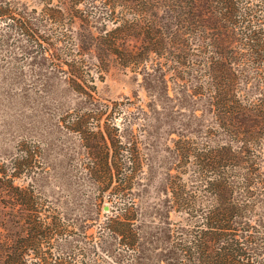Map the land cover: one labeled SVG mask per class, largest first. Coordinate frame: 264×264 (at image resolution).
Instances as JSON below:
<instances>
[{
	"label": "rangeland",
	"instance_id": "rangeland-1",
	"mask_svg": "<svg viewBox=\"0 0 264 264\" xmlns=\"http://www.w3.org/2000/svg\"><path fill=\"white\" fill-rule=\"evenodd\" d=\"M149 2L10 0L11 10L32 15L37 36L0 15V168L10 174L16 163L12 183L31 185L50 202L65 227V253L87 264H166L173 229L183 223L165 191L173 140L202 137L210 125L204 84L197 93L198 67L189 65L207 54L212 36L183 42L153 34L143 18L128 36H115L123 37L118 54H130L123 65L111 36L102 35L113 24L96 8L127 6L135 18L141 13L132 9ZM68 58L80 61V86L67 78ZM117 164L132 173L119 191L112 188ZM8 213L0 202V242L22 230ZM108 218L132 224L130 237L112 235L103 227Z\"/></svg>",
	"mask_w": 264,
	"mask_h": 264
},
{
	"label": "trees",
	"instance_id": "trees-1",
	"mask_svg": "<svg viewBox=\"0 0 264 264\" xmlns=\"http://www.w3.org/2000/svg\"><path fill=\"white\" fill-rule=\"evenodd\" d=\"M149 1L144 10L132 9L141 13L135 18L126 16L127 6L96 8L113 24L102 35L111 36L112 53L123 65L130 54L125 49L118 54V39L143 18L153 34L212 36L207 54H197L189 65L198 67L197 93L204 84L210 125L202 137L180 134L173 140L176 162L165 177L168 208L183 216L173 229L166 264H264V0ZM10 7V0H0V15H10L21 33L24 29L37 36L30 28L32 15ZM216 36L227 40L221 44ZM68 59L67 78L80 86V61ZM118 164L115 191L127 187L132 174L121 173ZM9 165L10 174L0 168V202L22 230L0 242V264H87L65 253V227L53 215L54 208L31 185L13 184L17 166L14 161ZM111 173L108 167L109 179ZM103 227L125 239L133 230L132 224L111 218Z\"/></svg>",
	"mask_w": 264,
	"mask_h": 264
},
{
	"label": "water",
	"instance_id": "water-1",
	"mask_svg": "<svg viewBox=\"0 0 264 264\" xmlns=\"http://www.w3.org/2000/svg\"><path fill=\"white\" fill-rule=\"evenodd\" d=\"M103 208L105 209V208H106V206H103Z\"/></svg>",
	"mask_w": 264,
	"mask_h": 264
}]
</instances>
